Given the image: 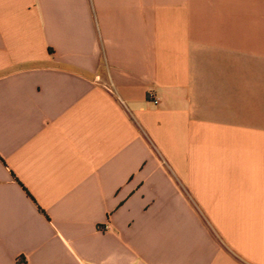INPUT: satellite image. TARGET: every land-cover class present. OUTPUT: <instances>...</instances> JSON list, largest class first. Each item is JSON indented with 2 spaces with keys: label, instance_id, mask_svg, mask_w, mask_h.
<instances>
[{
  "label": "crops",
  "instance_id": "obj_1",
  "mask_svg": "<svg viewBox=\"0 0 264 264\" xmlns=\"http://www.w3.org/2000/svg\"><path fill=\"white\" fill-rule=\"evenodd\" d=\"M0 264H264V0H0Z\"/></svg>",
  "mask_w": 264,
  "mask_h": 264
},
{
  "label": "built area",
  "instance_id": "obj_2",
  "mask_svg": "<svg viewBox=\"0 0 264 264\" xmlns=\"http://www.w3.org/2000/svg\"><path fill=\"white\" fill-rule=\"evenodd\" d=\"M150 96H151V98H152V101H153L154 103H157V98L154 97L153 95H150Z\"/></svg>",
  "mask_w": 264,
  "mask_h": 264
}]
</instances>
